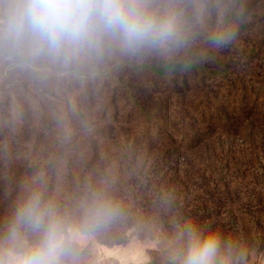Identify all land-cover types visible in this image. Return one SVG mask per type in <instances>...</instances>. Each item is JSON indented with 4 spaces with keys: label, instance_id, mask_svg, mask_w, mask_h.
<instances>
[{
    "label": "trees",
    "instance_id": "trees-1",
    "mask_svg": "<svg viewBox=\"0 0 264 264\" xmlns=\"http://www.w3.org/2000/svg\"><path fill=\"white\" fill-rule=\"evenodd\" d=\"M238 1L233 0L234 7L226 11L225 26L217 36L226 37L232 30ZM240 29L245 30L238 26ZM263 46L264 41L250 46L251 62L244 61L239 69L230 63L221 67L194 62L178 67L122 63L132 76L158 82L179 107H188L187 95L195 99L189 108L203 130L173 136L171 122L149 114L120 78L78 68L42 67L34 58L45 53L0 45V222L23 194L35 189L66 210L69 228L78 229L72 222L73 209L86 195L103 191L120 207L121 214L107 227L84 233L99 245L121 247L132 237L143 241L161 233L172 234V245L176 246L177 232L186 221L195 219L205 228H218L225 241L235 242L236 264L247 261L253 248L264 252ZM253 60H259L255 66ZM119 92L129 103L122 119L129 122L136 115L145 141L152 143L154 137L157 145L183 155L197 151L221 133L251 128L252 134L260 137L248 143L250 150L242 156L243 161L220 160L219 164L212 157L202 169L192 164L181 171L160 168L147 157L140 160L123 152L116 154V149L99 153L95 147L86 153L80 149L76 166L73 158L68 160L80 151L75 141L46 143V137L57 130L74 135L89 132L97 118L92 115L94 100L106 102L97 113L99 123L106 114V104L114 108ZM77 247L86 261L89 252ZM161 256L163 252L153 251L146 264H158ZM107 264L118 262L110 259Z\"/></svg>",
    "mask_w": 264,
    "mask_h": 264
},
{
    "label": "clouds",
    "instance_id": "clouds-1",
    "mask_svg": "<svg viewBox=\"0 0 264 264\" xmlns=\"http://www.w3.org/2000/svg\"><path fill=\"white\" fill-rule=\"evenodd\" d=\"M183 0H0V45L29 53L79 55L170 52L187 42ZM222 44L225 36L213 38ZM120 207L103 191L73 209L79 231L113 223ZM174 264H236L234 241L195 219L176 235ZM0 264H82L69 216L40 190H29L0 222Z\"/></svg>",
    "mask_w": 264,
    "mask_h": 264
},
{
    "label": "rangeland",
    "instance_id": "rangeland-1",
    "mask_svg": "<svg viewBox=\"0 0 264 264\" xmlns=\"http://www.w3.org/2000/svg\"><path fill=\"white\" fill-rule=\"evenodd\" d=\"M182 6L187 21V42L177 50L170 52L142 50L125 54L118 50L105 49L101 52L82 53L75 56L45 53L44 55H37L34 58V63L52 69L78 68L83 72L112 74L113 77L120 78L131 89L137 101L143 105L149 114L171 122L173 126V131H170L171 135H185L189 131L192 134L196 132V128L201 131L203 126L197 124V119L191 114V108H189L192 103L196 102L193 97H190V95L185 97L188 107H179L158 82L142 75L132 76L125 64L122 65V63L127 61L126 63H130L135 67H139L140 64H173L174 67H178L189 62L208 67H221L230 63L236 69H239L244 61L251 62L250 46L264 41V0L238 1L237 8L234 10V19L230 24L232 30L228 32L226 40L222 44H216L213 38L217 36V31L225 26L223 18L226 11L234 7L233 0H183ZM238 26L245 30H238ZM262 48L264 50V46ZM258 61L253 60L252 66H255ZM185 92V90H180L181 94H185ZM105 103L101 98L94 100L91 106L92 115L97 118L93 119L89 132L84 133L81 131L79 134L74 135L68 134L65 130H57L46 137V143L51 146L56 143L75 141L78 149H83L84 153L90 147L97 148L99 153L116 149V154L123 152L129 158L134 155L140 160L147 157L153 165L155 164L160 168H163V166L177 167L181 171V168L185 169L192 164L196 168L200 166V169H202L207 159L212 157L215 161L219 160V164L220 160L223 162H227L229 159L243 161L242 156H245L250 150L248 143L255 142L256 138L259 139L260 137L258 134L253 135L251 128L230 132L229 134L221 133L197 151L183 155L166 145H157L154 143V137L151 141L153 144L145 141L141 135L143 130L141 120L136 115L129 122L122 119L129 103L121 92L114 99V108L106 104V114L102 117V122L97 123L99 120L97 113L101 112L102 108L100 107ZM112 117H115V120ZM24 130L28 131L27 128ZM163 141L166 143L165 140ZM104 146L106 148H103ZM81 150L74 157L68 158V160L73 158L71 161L76 166L81 157ZM103 165L104 163L101 162L100 166ZM252 198L253 193L248 201L251 202ZM69 231L70 234L74 235L76 245L85 248L89 252L88 259L86 261L82 260V264L93 262V246L102 245H99L93 236L86 235L76 228H69ZM130 241H133L136 245L132 246L130 255L140 253L142 258L128 264H146L150 261V254L157 250L164 254L160 257L158 264H174L177 245H172L174 243L172 234L162 235L158 233L152 239L143 241L132 237ZM112 248L120 249V246ZM143 259L144 262H141ZM109 260H104V263L107 264ZM123 264H127V262L123 261ZM243 264H264V252L253 248L247 261Z\"/></svg>",
    "mask_w": 264,
    "mask_h": 264
},
{
    "label": "crops",
    "instance_id": "crops-1",
    "mask_svg": "<svg viewBox=\"0 0 264 264\" xmlns=\"http://www.w3.org/2000/svg\"><path fill=\"white\" fill-rule=\"evenodd\" d=\"M133 245L136 246L133 241H130L125 246H121L120 249L106 248L103 246H93L92 254L94 261L88 262V264H105L104 260L108 259L116 260L117 262H119V264H123V261L127 262V264L130 262L134 263L135 260L142 258V256L140 255V253L138 255H130ZM141 262H144V259Z\"/></svg>",
    "mask_w": 264,
    "mask_h": 264
}]
</instances>
